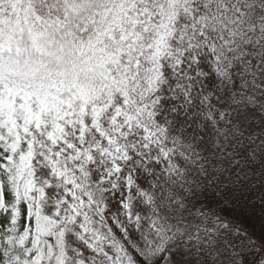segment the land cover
<instances>
[{
    "label": "snow or ice",
    "instance_id": "1",
    "mask_svg": "<svg viewBox=\"0 0 264 264\" xmlns=\"http://www.w3.org/2000/svg\"><path fill=\"white\" fill-rule=\"evenodd\" d=\"M0 264H264V0H0Z\"/></svg>",
    "mask_w": 264,
    "mask_h": 264
}]
</instances>
